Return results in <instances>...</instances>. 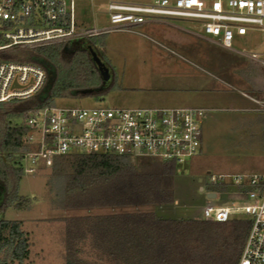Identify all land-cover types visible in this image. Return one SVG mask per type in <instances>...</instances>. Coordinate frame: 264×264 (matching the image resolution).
<instances>
[{
	"label": "rangeland",
	"instance_id": "rangeland-1",
	"mask_svg": "<svg viewBox=\"0 0 264 264\" xmlns=\"http://www.w3.org/2000/svg\"><path fill=\"white\" fill-rule=\"evenodd\" d=\"M106 5V2L99 1L77 2V29L95 28L94 18L97 28H107ZM166 5L172 6L170 3ZM187 21L185 24L173 22L170 34L179 39L191 37L187 33L198 35L202 22L198 19ZM122 36L115 33L105 36L101 54L111 67L112 75L89 39L75 41V46L90 57L104 84L107 87L113 85V89L97 99L57 100L54 103L56 109H176L179 105L174 104L196 97L207 98L208 106L180 107L208 111L201 120L197 156L175 169L172 181L174 203L161 208L123 207L121 210L124 214L153 213L159 223L165 224L157 228L154 240L153 232L151 238H141V246L138 244L137 248L129 250L125 259L129 261L132 258L136 264H235L250 219L236 215L226 224H216L205 221L202 215L207 207L230 206L235 200L237 189L230 177H264V107L256 105L264 101V66L261 64L264 63V41L261 34L252 31L238 38L234 47L239 54L234 61L214 50L203 51L217 65L222 64L214 68L207 67L195 57L194 49H197L198 42H192L188 52L156 41L165 52L153 46V56H139L132 48L119 47L118 41ZM71 45L72 42L65 45L68 52ZM166 52L176 56H165ZM157 53L168 61H159ZM251 55L259 62L249 60L247 57ZM188 63L197 69L193 71L186 67ZM201 71L214 75L219 80L218 84L211 88L208 73ZM228 71L231 76H226ZM153 78H160L159 87L154 91ZM159 168L160 164L153 162L154 172ZM208 194L216 195V199H207ZM19 195L35 199L30 210H9L0 216V220L23 224L30 243L27 264H65L70 222L84 221L92 214L105 213L103 209L88 213L61 204L58 200L59 184L49 177L47 167L42 163L38 164L34 174H24ZM81 229L84 233L80 238L68 237L74 244L72 249L77 250L73 264H116L96 247L99 245L97 238L87 232V227L82 226Z\"/></svg>",
	"mask_w": 264,
	"mask_h": 264
},
{
	"label": "built area",
	"instance_id": "built-area-1",
	"mask_svg": "<svg viewBox=\"0 0 264 264\" xmlns=\"http://www.w3.org/2000/svg\"><path fill=\"white\" fill-rule=\"evenodd\" d=\"M92 1L106 2L108 27L78 30L76 3ZM159 13L200 20L203 38L226 51L232 50L235 37L250 30L264 41V0H0V103L29 99L46 83L40 68L6 63L4 56L127 33L158 22ZM247 58L259 62L253 55ZM204 113L191 108L42 109L23 122L29 131L23 171L34 174L38 164L48 166L53 158L71 153L126 156L132 162L177 168L199 152ZM230 180L237 189L235 200L230 206L205 208L203 219L226 224L236 215L248 217L237 264H264V177L236 175Z\"/></svg>",
	"mask_w": 264,
	"mask_h": 264
},
{
	"label": "trees",
	"instance_id": "trees-1",
	"mask_svg": "<svg viewBox=\"0 0 264 264\" xmlns=\"http://www.w3.org/2000/svg\"><path fill=\"white\" fill-rule=\"evenodd\" d=\"M104 41L105 36L89 39L112 75L111 67L101 54ZM65 45L17 52L3 58L6 63L38 67L44 72L46 82L50 76H54V81L49 92L43 87L29 99L0 103V216L9 210L29 211L35 201L19 195L24 176L23 157L29 152L26 145L29 131L23 122L39 110L53 108L57 100L97 99L113 89L110 85L99 92L102 79L90 57L82 50L68 52ZM16 121L20 123L14 124ZM44 166L49 177L58 182V200L65 207L88 213L98 209L105 211L100 215L92 214L84 221L70 222L65 264H73L77 251L72 249L74 244L68 237L80 238L84 233L82 226L97 238L99 245L96 247L116 264H136L132 258L125 259L126 253L138 244L141 246V238H151V232L154 240L157 228L165 224L159 223L153 213L124 214L121 210L123 207L161 208L174 203V164H163L158 172H154L149 160L132 162L126 156L71 153L53 158L48 166ZM135 233L139 234L133 235ZM29 249V237L23 231L22 223L0 220V264H27ZM237 261L238 258L235 264Z\"/></svg>",
	"mask_w": 264,
	"mask_h": 264
},
{
	"label": "crops",
	"instance_id": "crops-1",
	"mask_svg": "<svg viewBox=\"0 0 264 264\" xmlns=\"http://www.w3.org/2000/svg\"><path fill=\"white\" fill-rule=\"evenodd\" d=\"M155 16L159 20L158 22L147 23L145 25L136 27L127 33H115V34L123 35L121 37V39L118 41L119 47L127 48V49L132 48L135 51V54H137L139 56H151V55L153 56V46L156 48H160V50L164 51L156 41L164 43L165 45H167L171 48H177V49L185 50L188 52L190 51L191 43L195 41V42L199 43V44H197L198 45L197 49H194V50H196V52L194 54L195 57L198 59L199 62H201L203 64L205 63L207 67H212V68H214L215 65L216 66H222V64L220 63L217 65L210 57L209 58L206 57V53L203 51L214 50L215 52H219L220 54H222L229 61H234L236 55L239 54L238 51H236L237 49H235L234 46L237 43V39L241 38V37H235L232 50L226 51V50L220 49L219 47H217V46L211 44L210 42L206 41L202 36L201 28H200L198 35L187 33V35L189 34L188 36H191L188 38L184 37L182 39H179L178 36H175L174 34L173 35L170 34L171 33L170 28H174V26H172L173 22H180V23H184V24L188 23V21H187L188 18H186L185 16H183L181 14L159 13V14H156ZM94 25L97 27L96 18H94ZM248 32H252V31L250 30ZM253 32H257V31H253ZM257 33H259V32H257ZM110 35H112V34H110ZM193 48H195V47H193ZM166 53H168L169 55L167 54L165 56L175 55V54H172V52H166ZM156 58L159 61H161V60L168 61V59H166L164 56H160L158 53L156 54ZM257 64H260V63H257ZM185 65H186V67L190 68L193 71H194V69L195 70L197 69V67L194 66V64L188 63V65L187 64H185ZM204 73H208L207 75H209L208 77H209V80L212 84L211 88L214 87L216 85V83L218 84L219 80H216L214 78V75L211 76L209 74V72H204ZM231 75H232V73L230 71H228V73L226 74V76H231ZM154 79L155 78H153V82H152L153 83V91L155 89H157V87H159V85H157V84L160 83V80H159L160 78H157L155 80ZM187 79H189V78H187ZM158 80H159V82H158ZM189 80L195 81L194 79L193 80L189 79ZM206 100H207V98H204V97H196L193 100H187V99L185 101L182 100L180 103L174 104V106L179 105L178 107H175L176 109H186V108H180V107H185V106H191V107L199 106V107L206 108V107H208ZM191 101H193V103H191ZM263 103H264V101H261V102H258V104H256V103L255 104L259 105V104H263ZM169 106H172V105H169ZM191 109H201V110L205 111V113H206V111H208V110H204L202 108H191ZM215 199H216V195H215Z\"/></svg>",
	"mask_w": 264,
	"mask_h": 264
},
{
	"label": "water",
	"instance_id": "water-1",
	"mask_svg": "<svg viewBox=\"0 0 264 264\" xmlns=\"http://www.w3.org/2000/svg\"><path fill=\"white\" fill-rule=\"evenodd\" d=\"M74 43H75V42H73L72 45H71V51H79V50H81V49H78V48L75 46ZM53 81H54V76H50V77H48V80H47V82H46V84H45V86H44V90H45V92H49V91H50V89H51V87H52V85H53ZM108 88H109V87H107V85H105L104 82L102 81V86H101V88L99 89V92L105 91V90H107ZM200 191H202V190H200ZM214 198H215V195H213V194H208V195H207V199H214Z\"/></svg>",
	"mask_w": 264,
	"mask_h": 264
}]
</instances>
